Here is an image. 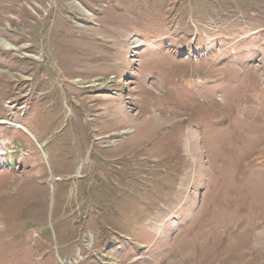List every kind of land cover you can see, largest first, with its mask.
<instances>
[{"label":"rangeland","instance_id":"rangeland-1","mask_svg":"<svg viewBox=\"0 0 264 264\" xmlns=\"http://www.w3.org/2000/svg\"><path fill=\"white\" fill-rule=\"evenodd\" d=\"M0 264H264V0H0Z\"/></svg>","mask_w":264,"mask_h":264},{"label":"bare ground","instance_id":"bare-ground-1","mask_svg":"<svg viewBox=\"0 0 264 264\" xmlns=\"http://www.w3.org/2000/svg\"><path fill=\"white\" fill-rule=\"evenodd\" d=\"M118 110H119V111H122V109H121L120 107H118ZM123 115H124V114H123ZM124 117H125V115H124ZM17 125H18V127H20V128H21V127L24 128V125H23L22 123H18Z\"/></svg>","mask_w":264,"mask_h":264}]
</instances>
